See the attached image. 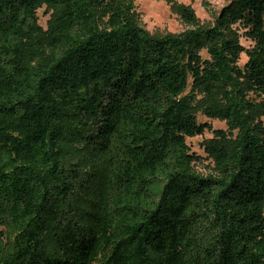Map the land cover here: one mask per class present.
Listing matches in <instances>:
<instances>
[{"label":"trees","instance_id":"trees-1","mask_svg":"<svg viewBox=\"0 0 264 264\" xmlns=\"http://www.w3.org/2000/svg\"><path fill=\"white\" fill-rule=\"evenodd\" d=\"M0 264H264V0L160 37L133 0H0Z\"/></svg>","mask_w":264,"mask_h":264},{"label":"rangeland","instance_id":"rangeland-1","mask_svg":"<svg viewBox=\"0 0 264 264\" xmlns=\"http://www.w3.org/2000/svg\"><path fill=\"white\" fill-rule=\"evenodd\" d=\"M228 0H174V6L165 0H133L137 22L153 36H163L164 34H179L190 28H205L213 24L214 19L220 12L221 7ZM179 5H183L192 10L196 22L187 23L181 16ZM55 9L41 8L38 11V23L47 28L48 22L53 18ZM242 42H246L242 39ZM201 55L207 57L205 49L201 50ZM244 59V57H243ZM207 99L202 92L195 95L193 106L196 109L197 120L210 124L211 129L205 130L202 134L188 137L186 139L190 150L197 154L198 159L193 167L196 173L202 176H209L217 173L214 160L207 154L204 144L208 139L215 137L213 130H223L225 135H229L225 121L218 118H211L204 112V105Z\"/></svg>","mask_w":264,"mask_h":264}]
</instances>
